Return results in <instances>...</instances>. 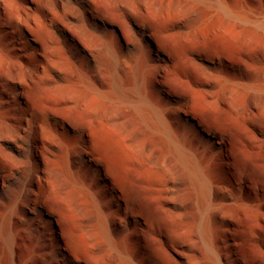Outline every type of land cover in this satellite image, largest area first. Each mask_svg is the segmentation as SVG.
<instances>
[{
	"label": "bare ground",
	"instance_id": "6f19581e",
	"mask_svg": "<svg viewBox=\"0 0 264 264\" xmlns=\"http://www.w3.org/2000/svg\"><path fill=\"white\" fill-rule=\"evenodd\" d=\"M0 264H264V0H0Z\"/></svg>",
	"mask_w": 264,
	"mask_h": 264
}]
</instances>
